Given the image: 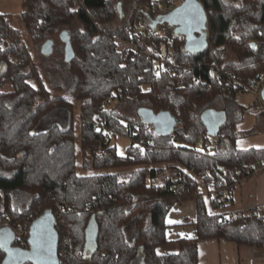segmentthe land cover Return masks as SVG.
I'll use <instances>...</instances> for the list:
<instances>
[{
  "label": "trees",
  "instance_id": "obj_1",
  "mask_svg": "<svg viewBox=\"0 0 264 264\" xmlns=\"http://www.w3.org/2000/svg\"><path fill=\"white\" fill-rule=\"evenodd\" d=\"M153 1L136 0L123 26L110 28L122 14L112 0H24L21 19L37 45L66 26H81L69 39L75 58L65 63L68 76L53 85L34 67L11 15L0 13V264L9 259L8 244L16 251L31 247L29 237L19 240L5 224L46 213H61L60 264H199L202 240L264 248L258 208L223 214L216 204L208 208L202 194L210 185L224 189L231 206L233 190L255 177V163L264 164V148H237L251 134L237 126L253 111L264 114V107L239 103V91L220 85L214 70L232 73L243 86L264 71V0H198L208 13L204 49L187 50L174 26H166V38L152 34L147 47L157 56H165L167 38H175L173 61L189 69L171 67L174 75L156 73L141 40L138 50L119 43L133 39L136 6ZM196 77L202 83L189 86ZM126 106L133 116L121 113ZM148 107L172 112L181 126L157 135L140 115ZM211 111L226 116L218 131H209L203 119ZM113 136L130 139L126 156L111 145ZM207 137L215 138L212 153L197 148ZM23 195L32 199L21 208ZM187 201L197 206L195 236L171 242L167 217ZM173 246L176 251L159 250Z\"/></svg>",
  "mask_w": 264,
  "mask_h": 264
},
{
  "label": "rangeland",
  "instance_id": "obj_2",
  "mask_svg": "<svg viewBox=\"0 0 264 264\" xmlns=\"http://www.w3.org/2000/svg\"><path fill=\"white\" fill-rule=\"evenodd\" d=\"M113 3L118 7V3L120 5V9L122 10V14L116 18L111 24L110 28H117L120 26H123V23L126 22L129 17L131 16L132 7L136 0H112ZM23 2L24 0H0V13L11 15V24L14 28L18 29L22 34V39L24 42L27 43L28 48L34 56L33 65L34 67L41 72L42 79L46 82V84H58L61 83L60 79L65 78L68 76V69L65 67L66 61V48L67 43L71 37V35L80 29L81 26H79L77 23L66 26V28L58 31L55 35L50 38L51 42L44 43V45H37L35 42L32 41L27 29L25 28L22 19H21V12L23 11ZM203 36L206 38L207 36V30L205 29L203 32ZM49 46V51L46 52L45 50ZM123 49V48H122ZM229 60L235 61L236 57L232 55L231 53L228 56ZM51 79V80H50ZM66 93V90L64 91H56L54 90L53 94L55 95H64ZM242 100V103L244 105H249L253 102V99L248 94H242L239 95L238 99ZM116 105V101L111 102L110 108L112 106ZM108 108V107H107ZM149 108V107H148ZM79 106L76 104V123L79 124L80 114H79ZM121 113L128 114L130 116H133V109L129 106L126 107H119ZM262 110H256L255 112L251 114L245 115V125L251 126L249 131L243 132V133H251L246 134V136L250 141V144H252L255 147H264V114L261 113ZM51 125V122L48 124H44L41 126L40 130L47 128ZM80 126V125H79ZM80 136V128H78L77 131V139L78 141ZM131 141L130 139H126L124 137H111V145L117 146V152H119V155L126 156L127 147L130 145ZM200 148V144H198V147ZM201 149V148H200ZM128 172L131 171V169L127 170ZM126 171V172H127ZM81 172L83 170L81 169ZM104 173V172H101ZM262 176V173H259L251 179L248 182L242 183V185L237 186L233 192V198H234V205H236L237 209H242L243 205L247 203H255L260 198L262 199L264 197V180L260 178ZM253 196V198H251ZM31 196L23 195L21 199L19 200L18 206L19 207H25L27 206L31 201ZM30 221V220H29ZM28 221L25 223H22L21 225L18 224H9L6 223L5 225L8 227H11L14 229L16 228H22L25 224H27ZM161 253L167 252V251H176L175 246L173 247H164L159 249Z\"/></svg>",
  "mask_w": 264,
  "mask_h": 264
},
{
  "label": "water",
  "instance_id": "obj_3",
  "mask_svg": "<svg viewBox=\"0 0 264 264\" xmlns=\"http://www.w3.org/2000/svg\"><path fill=\"white\" fill-rule=\"evenodd\" d=\"M118 10L120 6H118ZM162 23H168L176 27V34L186 36L185 48L190 52L195 49H204L207 39L201 32L207 30L208 13L198 0H186L177 10L165 17ZM199 34V36H197ZM49 46L45 50L49 51ZM66 61L71 62L75 58L74 51L67 43ZM264 90V89H263ZM264 100V91L262 93ZM140 115L145 123L153 126L159 136L173 134L182 124L170 111L156 112L150 108H140ZM206 127L209 131H218L226 122V116L222 113L211 111L204 116ZM56 218L51 213H46L37 218L31 224L29 234V250H14L11 243L7 245L9 259L5 264H60L59 245L60 236L56 229Z\"/></svg>",
  "mask_w": 264,
  "mask_h": 264
},
{
  "label": "built area",
  "instance_id": "obj_4",
  "mask_svg": "<svg viewBox=\"0 0 264 264\" xmlns=\"http://www.w3.org/2000/svg\"><path fill=\"white\" fill-rule=\"evenodd\" d=\"M186 0H156L150 3H140L136 6V13L132 16L129 26V33L132 40H119L121 46L131 48L133 50H138V39L142 41L145 45L143 52L148 57H154L157 62L158 68L156 73L170 71L171 75H174V72L170 68L176 70L187 71L189 67L185 65H177L173 61L174 51L173 47L175 44V38H167V53L165 56L154 55L153 52L147 47V42L150 40V36L154 34L158 38H166V26H169L168 23L162 24L165 17L169 16L172 12L177 10ZM149 28H152L151 30ZM215 76L220 85L228 89L238 90V97L242 94H248L252 97L253 103L264 107V100L262 98V93L264 89V71L258 73L253 79L252 82L248 85H240L236 77L232 73H227L223 71L219 66L214 68ZM214 72V71H213ZM202 83V79L197 78L193 81L188 82L189 86L198 85ZM186 84L184 82L180 83V87H184ZM200 148L204 153H212L215 149V138L207 137L200 141ZM264 174V164L255 163L253 166V176L256 177L257 174ZM181 193V192H179ZM205 201L210 204H216L219 206L220 211L223 214H226L227 209L230 204V193L224 189H217L214 185H210L206 191H202ZM259 215L264 218V206L259 208ZM61 213L55 215L56 220L59 219ZM225 217V216H224ZM39 218L38 216L32 217L24 227L16 228L14 227V232L16 233L19 240L25 241L29 237L31 224L34 220ZM58 230V227H56Z\"/></svg>",
  "mask_w": 264,
  "mask_h": 264
},
{
  "label": "crops",
  "instance_id": "obj_5",
  "mask_svg": "<svg viewBox=\"0 0 264 264\" xmlns=\"http://www.w3.org/2000/svg\"><path fill=\"white\" fill-rule=\"evenodd\" d=\"M118 6L119 3H118ZM238 102L242 103L239 98ZM253 103V102H252ZM251 103V104H252ZM244 105L246 107L251 106ZM244 121L237 126L238 132H247L251 128L249 125H245ZM250 138L247 136L241 137L237 142V148L239 149H250L255 148L249 141ZM264 148V147H256ZM264 180V174L260 177ZM233 203L227 209L229 211H248L251 209H257L264 206V197L259 199L255 203H247L243 205L242 209H237ZM253 198V196H251ZM208 208H210L207 203ZM197 218V206L195 202L187 201L183 204H177L172 209V212L168 215L167 221L169 225L168 239L173 242L174 240L184 238L187 236H195V227L193 223ZM199 248V264H264V248H251L248 246L240 247L234 242H228L226 240H202L198 244Z\"/></svg>",
  "mask_w": 264,
  "mask_h": 264
},
{
  "label": "flooded vegetation",
  "instance_id": "obj_6",
  "mask_svg": "<svg viewBox=\"0 0 264 264\" xmlns=\"http://www.w3.org/2000/svg\"><path fill=\"white\" fill-rule=\"evenodd\" d=\"M202 34H203V32H201ZM183 36V35H182ZM197 36H199V34H197ZM185 37V44H186V36H184Z\"/></svg>",
  "mask_w": 264,
  "mask_h": 264
}]
</instances>
